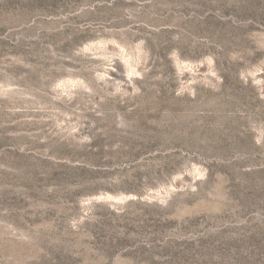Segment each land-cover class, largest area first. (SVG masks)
Here are the masks:
<instances>
[{
	"label": "rangeland",
	"instance_id": "obj_1",
	"mask_svg": "<svg viewBox=\"0 0 264 264\" xmlns=\"http://www.w3.org/2000/svg\"><path fill=\"white\" fill-rule=\"evenodd\" d=\"M0 264H264V0H0Z\"/></svg>",
	"mask_w": 264,
	"mask_h": 264
}]
</instances>
